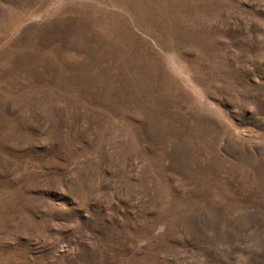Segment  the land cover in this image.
I'll list each match as a JSON object with an SVG mask.
<instances>
[{"label":"rangeland","instance_id":"obj_1","mask_svg":"<svg viewBox=\"0 0 264 264\" xmlns=\"http://www.w3.org/2000/svg\"><path fill=\"white\" fill-rule=\"evenodd\" d=\"M0 264H264V0H0Z\"/></svg>","mask_w":264,"mask_h":264}]
</instances>
